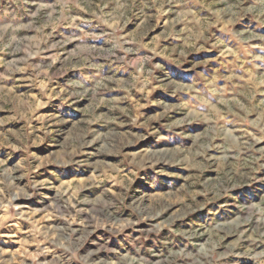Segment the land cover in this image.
I'll list each match as a JSON object with an SVG mask.
<instances>
[{"label":"rangeland","instance_id":"374dc122","mask_svg":"<svg viewBox=\"0 0 264 264\" xmlns=\"http://www.w3.org/2000/svg\"><path fill=\"white\" fill-rule=\"evenodd\" d=\"M0 264H264V0H0Z\"/></svg>","mask_w":264,"mask_h":264}]
</instances>
